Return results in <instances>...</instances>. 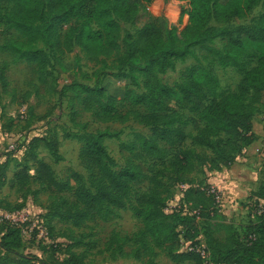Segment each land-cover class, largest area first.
<instances>
[{
	"label": "trees",
	"instance_id": "obj_1",
	"mask_svg": "<svg viewBox=\"0 0 264 264\" xmlns=\"http://www.w3.org/2000/svg\"><path fill=\"white\" fill-rule=\"evenodd\" d=\"M12 1L4 26L21 39L12 42L18 46L13 51L17 60L33 66L43 81V75L48 74L49 58L64 56L75 46L92 63L110 59L115 61L119 70L128 68L129 74L139 73L144 93L126 90L121 94L120 102L131 108H144L145 114L130 110L121 113L120 102L107 97L98 86L72 84L66 90L76 93L70 101L78 102L82 110L90 113L96 121L125 123L133 118L148 126L150 134L148 137L136 134L135 142L120 147L131 157L118 171L113 169V160L103 145L104 138L113 135L107 132L72 135V139L80 144L78 160L88 174L86 181L74 171L69 172L66 181H58L51 166L33 154L30 158L33 174L30 175L26 167L27 161L22 165L17 163L11 184L26 186L34 182L51 192L72 193L75 202L83 207L84 212L79 213L82 218L90 215L107 220L114 210H124L132 202L130 211L141 222L134 237L143 250L153 246L167 252L172 262L202 264L197 255L177 252L176 247L180 239L199 244L194 223L217 211L214 199L206 195L208 185L195 186L188 180L195 170L192 151H178L169 162L165 161L164 150L159 144H173L172 140H178L181 133L158 112L165 100L173 99L179 106L194 99L205 100L206 105L196 108L203 126L191 144L206 147L214 155L210 172L232 165L238 155L255 141L252 119L257 106L264 101V13L250 27L240 26L233 31L217 32L208 25L210 21L226 24L234 19H245L258 4L264 7V0H173L181 5L180 15L186 20L179 35L173 29H166L163 22L157 23L149 14V6L157 0ZM123 23L137 29L135 36L127 37L124 48L117 40V32ZM65 25L68 29L63 31ZM178 36L183 39L182 46L178 45ZM217 38L223 42L222 49L209 51L218 58L221 67L233 68L240 73L235 92L216 96L217 78L202 67L184 70L180 81L171 87L161 83L159 76L172 69L175 62L185 60L194 47H205ZM37 44L43 47L38 48ZM134 60L141 65L134 66ZM0 86L5 92L3 71H0ZM70 122L76 123L75 112H71ZM48 149L54 157L58 155L56 143ZM136 149L140 151V158L150 160L153 177L148 179L151 188L130 200L134 184L144 178L134 162ZM8 168L7 160L0 162V187L5 184ZM174 184L186 186L183 196L186 204L192 203L191 197H197L192 212L199 211L198 220L192 212L180 217L181 237L164 212L165 195ZM257 198L264 201V190ZM21 232L20 227L8 224L0 235V250L15 255L22 248ZM244 239V242L233 239L232 247L222 250L210 238V246L204 245L212 264H264V215L257 216L256 221L246 228ZM143 256L154 255H140L138 250L133 252L136 260ZM13 262L8 260V263ZM146 263L155 264L150 258Z\"/></svg>",
	"mask_w": 264,
	"mask_h": 264
},
{
	"label": "rangeland",
	"instance_id": "obj_2",
	"mask_svg": "<svg viewBox=\"0 0 264 264\" xmlns=\"http://www.w3.org/2000/svg\"><path fill=\"white\" fill-rule=\"evenodd\" d=\"M12 6V0H0V71H3L6 82L5 92L0 86V162L7 160L9 163L5 184L0 187V235L8 224L20 227L22 248L15 255L0 250V264H147L149 258L155 264H195L193 261L172 262L167 252L153 246L143 250L134 237L141 228V222L130 211L132 202L124 210H114L107 220L90 215L82 218L79 213L84 212L83 207L75 202L72 193L51 192L34 182L26 186L11 184L17 163L22 165L27 161L26 167L30 175L33 174L30 161L33 154L51 166L58 181H66L70 171L82 175L86 181L88 174L78 160L80 144L72 139V135L97 132L113 135L104 138L103 145L113 160V169L118 171L131 157L120 147L135 142L136 134L144 137L150 134L148 126L133 118L125 123L96 121L90 113L82 110L78 102L70 101L76 93L66 90L72 84L98 86L107 97L120 102L121 94L126 90L144 93L139 73L129 74L128 68L119 70L115 61L110 59L92 63L74 46L64 56L49 58L46 66L48 74H44L41 81L33 66L17 60L13 53L18 46L12 42L21 39L16 32L4 26V18ZM180 9L181 5L173 0H157L149 6L148 12L157 23L163 22L166 29H173L179 35L186 24ZM262 13L264 7L258 4L245 19H234L226 24L210 21L208 26L217 32L225 29L233 31L240 26L250 27ZM67 29L68 25L63 26V31ZM136 33L135 27L121 24L117 32L118 43L124 48L127 37ZM178 40V45L182 46L183 39L178 36ZM37 45L38 48L43 47ZM222 45L223 42L217 38L205 47H194L185 60L175 62L172 69L159 76L161 83L171 87L180 81L184 70L202 67L217 78L219 87L216 96L235 92L241 79L240 73L233 68L221 67L218 58L209 51H220ZM132 64L141 65L135 60ZM120 104L121 113L129 110L146 113L144 108H131L122 101ZM206 104L205 100L194 99L185 106H179L173 99L165 100L158 114L167 117L181 136L178 140L173 139V144L160 143L159 146L164 150L166 162L174 158L178 151H192L195 170L188 180L195 186L210 185L220 193L222 204L218 210L194 224L198 231L196 240L208 247L212 238L217 242L216 247L223 250L232 247L233 239L244 242L246 228L256 221L255 206L262 201L257 195L264 190V150L259 154L257 147L246 148L248 152L243 150L232 165L210 172L214 155L206 147L191 144L192 138L203 126L196 108ZM71 112L76 113L75 124L70 122ZM254 117L253 122L264 130V101L257 106ZM258 140L261 143L264 138ZM10 143H14L15 149L9 148ZM53 143H56L58 153L55 157L48 149ZM140 156V151L136 149L134 162L144 178L134 184L130 200L151 188L148 181L153 177L151 162ZM184 191V187L174 184L164 199V212L180 237V217L190 215L197 202V197H191L192 203L186 204ZM201 202L205 201L201 199ZM137 250L140 255L154 256L136 260L133 252ZM176 251L184 253L181 242ZM8 260L14 262L8 263Z\"/></svg>",
	"mask_w": 264,
	"mask_h": 264
},
{
	"label": "built area",
	"instance_id": "obj_3",
	"mask_svg": "<svg viewBox=\"0 0 264 264\" xmlns=\"http://www.w3.org/2000/svg\"><path fill=\"white\" fill-rule=\"evenodd\" d=\"M9 148L11 150L15 149L14 143H10ZM263 150H264V140L261 143L259 142L258 147L256 148V152L260 154ZM182 187L186 188V186H182ZM206 195L214 199L215 209L218 210L219 208L218 206L222 204V197L218 192V190L208 185V188L206 190ZM255 207H256L257 216L264 215V201H259ZM192 215L196 216V219L198 220L199 211L194 210L192 212ZM180 242H181V246L184 247L185 253H191L197 255L202 260V264H212V262L210 261L209 252L203 243L199 242V244H192L190 242H185L182 239H180Z\"/></svg>",
	"mask_w": 264,
	"mask_h": 264
},
{
	"label": "crops",
	"instance_id": "obj_4",
	"mask_svg": "<svg viewBox=\"0 0 264 264\" xmlns=\"http://www.w3.org/2000/svg\"><path fill=\"white\" fill-rule=\"evenodd\" d=\"M253 119H252V132L254 134L255 141L247 149H254V148L258 147V144H259L258 142L260 141V140H258V138H264V130L259 129L257 126V123L253 122ZM247 149L244 151L245 153L248 152Z\"/></svg>",
	"mask_w": 264,
	"mask_h": 264
}]
</instances>
